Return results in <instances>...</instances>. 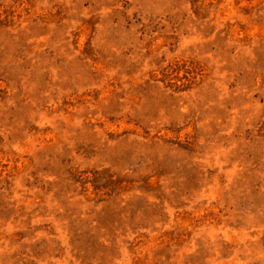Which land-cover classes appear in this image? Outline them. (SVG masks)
Instances as JSON below:
<instances>
[{
	"label": "rangeland",
	"instance_id": "1",
	"mask_svg": "<svg viewBox=\"0 0 264 264\" xmlns=\"http://www.w3.org/2000/svg\"><path fill=\"white\" fill-rule=\"evenodd\" d=\"M0 264H264V0H0Z\"/></svg>",
	"mask_w": 264,
	"mask_h": 264
}]
</instances>
